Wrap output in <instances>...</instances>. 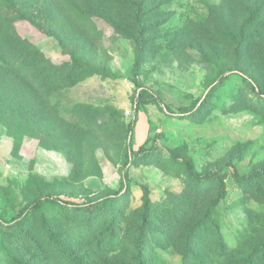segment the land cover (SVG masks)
<instances>
[{
  "label": "rangeland",
  "instance_id": "rangeland-1",
  "mask_svg": "<svg viewBox=\"0 0 264 264\" xmlns=\"http://www.w3.org/2000/svg\"><path fill=\"white\" fill-rule=\"evenodd\" d=\"M263 175L264 0H0V264H136L143 187L147 264H264Z\"/></svg>",
  "mask_w": 264,
  "mask_h": 264
},
{
  "label": "trees",
  "instance_id": "trees-1",
  "mask_svg": "<svg viewBox=\"0 0 264 264\" xmlns=\"http://www.w3.org/2000/svg\"><path fill=\"white\" fill-rule=\"evenodd\" d=\"M8 41H11V37L8 38ZM14 43H15V40H14ZM21 44H23V41H21ZM22 48L25 49L26 51H29L26 53L27 55H29L31 53V51L24 48V46H22ZM140 63H141L140 55H136L135 61L133 63V68H132L133 72H137V70L140 67ZM5 72H8V70H6ZM11 72L12 71L9 72L8 76H12ZM253 91H254V89H253ZM253 93H254V95H259V93H257L256 91H254ZM138 103H140V102L134 101V106H133L134 113H136L137 109L140 107V105ZM140 150H143V147H140L139 151ZM181 163H182L187 175L194 180H197L200 182H206V181H210V180L216 178V176H217L215 173H209V172L199 173V172H196L194 170L193 164L188 159H182ZM263 182H264V175H263ZM123 190L128 191V187L122 181L120 186H119L118 191L113 192L112 195L108 197V200L113 199L115 196L120 194V192ZM47 204H53V205H56L59 207H65V208H68V209L74 210V211H87L90 208L89 204L71 203V202L62 201L59 199H54L53 197H51L49 195H45V196L36 197V198L32 199L30 202H28L27 204H25L23 206V208L16 214V216L11 219V222L27 221L28 219H30V217L35 212L39 211L40 209H42ZM149 208H150V203L148 200V190L146 187H143V205H142V211L140 214V225L138 226V235H137L136 241H135L134 256H133V260L136 262V264H147L146 261L142 258V251H143V246H144L143 235H144L145 230H146L147 225H148V216H149V211H150Z\"/></svg>",
  "mask_w": 264,
  "mask_h": 264
}]
</instances>
